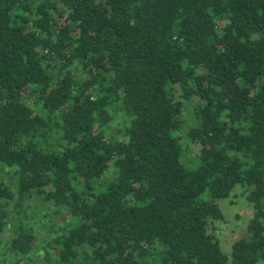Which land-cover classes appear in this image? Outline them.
<instances>
[{"label": "trees", "instance_id": "trees-1", "mask_svg": "<svg viewBox=\"0 0 264 264\" xmlns=\"http://www.w3.org/2000/svg\"><path fill=\"white\" fill-rule=\"evenodd\" d=\"M0 264H264V0H0Z\"/></svg>", "mask_w": 264, "mask_h": 264}, {"label": "rangeland", "instance_id": "rangeland-1", "mask_svg": "<svg viewBox=\"0 0 264 264\" xmlns=\"http://www.w3.org/2000/svg\"><path fill=\"white\" fill-rule=\"evenodd\" d=\"M219 207L222 218L214 220L208 232L217 239L221 250L228 253L231 242L244 234L251 208L239 187H235L227 198L220 200Z\"/></svg>", "mask_w": 264, "mask_h": 264}]
</instances>
